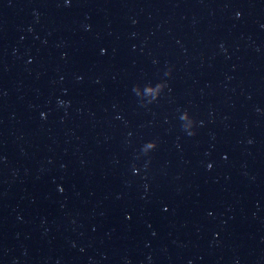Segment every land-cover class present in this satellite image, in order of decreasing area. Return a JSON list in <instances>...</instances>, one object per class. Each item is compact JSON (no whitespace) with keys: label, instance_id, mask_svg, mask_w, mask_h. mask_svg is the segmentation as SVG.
Instances as JSON below:
<instances>
[{"label":"water","instance_id":"water-1","mask_svg":"<svg viewBox=\"0 0 264 264\" xmlns=\"http://www.w3.org/2000/svg\"><path fill=\"white\" fill-rule=\"evenodd\" d=\"M0 264H264V13L0 0Z\"/></svg>","mask_w":264,"mask_h":264}]
</instances>
